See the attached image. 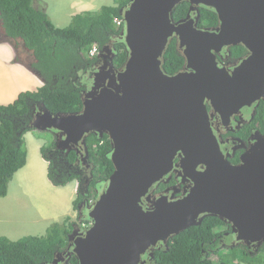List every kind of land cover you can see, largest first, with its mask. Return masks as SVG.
I'll return each instance as SVG.
<instances>
[{"label":"water","instance_id":"obj_1","mask_svg":"<svg viewBox=\"0 0 264 264\" xmlns=\"http://www.w3.org/2000/svg\"><path fill=\"white\" fill-rule=\"evenodd\" d=\"M182 1L214 8L219 25L212 30L177 25L172 14ZM120 15L128 54L123 67L106 72L99 92L95 73L94 86L85 94L79 113L52 115L40 104L30 125L37 131H55L63 143L83 146L85 154L88 135L109 138L114 171L105 181L107 195L89 215L93 226L73 245L78 263L145 264L142 257L157 241L197 225L201 213L226 220L238 243L261 246L264 153L258 149L248 152L240 166L222 162L231 170L221 173L220 180L214 179L213 172L204 173L192 199L171 204L159 200L152 211L144 209L142 199L149 201L146 194L151 186L173 170L176 153L182 156L175 166L191 173L212 158V148H207L211 135L207 102L215 110L220 104L217 111L232 115L263 95L264 0H131ZM174 35L180 48L185 46L182 56L195 73L164 74L162 58ZM236 46L250 56L231 76L216 65L214 56L222 48ZM223 78L230 83L221 82ZM193 80L200 87L189 92L185 87H193ZM199 152L207 157H198ZM217 158L221 160L219 154ZM232 174L240 175L241 181ZM226 175L224 183L221 179ZM106 220L111 222L110 233L105 232Z\"/></svg>","mask_w":264,"mask_h":264},{"label":"trees","instance_id":"obj_2","mask_svg":"<svg viewBox=\"0 0 264 264\" xmlns=\"http://www.w3.org/2000/svg\"><path fill=\"white\" fill-rule=\"evenodd\" d=\"M129 3L130 0H115L112 5H104L97 11H82L72 17L68 26L59 28L53 25L43 5L35 0H0V34L16 51L21 50L30 56L31 63L23 64L43 82V86L36 91L22 92L12 103L0 105V198L7 195L9 181L26 164L27 153L22 138L31 130L34 106L43 104L52 115L81 111L82 101L77 85L73 81L65 84L62 78H74L73 66L82 60V56L89 58V63H92L89 51L93 46L99 50L110 46L115 54V67L121 68L125 64L128 54L121 38L124 24L118 27L114 20L123 21L120 10ZM186 11L175 9L174 12L180 16ZM201 16L210 26L216 22L211 9L202 10ZM177 45L176 39L168 41L162 64V70L167 75L176 73L185 62ZM238 48L244 51L242 46ZM55 79L57 84L54 83ZM86 142L91 163L95 166V176L99 174L98 179L107 178L113 172L108 136L99 139L91 135ZM49 148H41L40 152L48 162L47 176L50 183L61 186L76 180L74 170L63 173L67 167L60 161L63 157L54 155ZM63 162L74 165L76 156L72 153ZM59 163L63 167L62 176H58L57 172ZM79 199L73 202L75 210ZM219 225L220 221L211 217L200 225L174 235L167 246L159 249L156 246L153 257L147 258L146 264H213L212 255H222L218 242H213L219 239L213 232ZM64 227L53 224L45 236H29L17 241L0 237V264H44L50 261L52 253L66 242L68 231ZM50 238L58 240L52 242ZM238 250L235 246L227 248L226 254L221 257V264H264V246L258 253Z\"/></svg>","mask_w":264,"mask_h":264},{"label":"flooded vegetation","instance_id":"obj_3","mask_svg":"<svg viewBox=\"0 0 264 264\" xmlns=\"http://www.w3.org/2000/svg\"><path fill=\"white\" fill-rule=\"evenodd\" d=\"M131 1V0H130ZM125 9V8H123ZM121 9V10H123ZM174 9H187L186 13L183 15L175 14V10L172 14V21L174 23H178L177 25L185 26L189 24L192 28L199 29V30H212L213 28L219 25V19L214 8H210L204 5H197L193 4L188 1H182ZM212 10V12L216 16V22L213 26L208 25L203 21L201 16L202 10ZM120 10V11H121ZM121 16V15H120ZM124 30V28H123ZM170 39H176L178 42L177 49L182 55L183 48H180V40L179 37L174 35ZM168 44V43H167ZM167 47V46H166ZM239 46L236 47H225L222 48L219 53H216L214 56V62L216 65L223 69L225 73L231 75L239 66L245 61L249 56V52L244 49V51L239 50ZM166 52V49H165ZM114 53L111 51L110 46H105L101 50L98 49L95 55H90L89 57L93 58L92 63H89V58H85L82 56V60L77 62L73 66V73L74 78L71 76H67L66 78H62V81L67 84L68 81H73L80 92V99L81 101H86L85 94L92 89L94 86L95 80V73H98L96 80H98V92L100 90L101 84L104 82L102 78L105 80L104 77H107L105 74L106 72L112 67L114 70H120L121 68L115 67L114 61ZM164 57V56H163ZM184 58V57H183ZM184 64L180 70H178L175 74H192L195 71L192 68H188L187 59L184 58ZM163 64V58H162ZM161 64V68H162ZM112 74V73H110ZM165 74V73H164ZM167 75V74H166ZM168 75V76H173ZM232 76V75H231ZM230 76V77H231ZM223 83H230L229 78L220 79ZM57 80H54L56 83ZM194 86L185 88L190 90L189 92H195L199 89V81L193 80ZM188 97V94H186ZM39 104V103H37ZM37 104L34 106L33 111V118L31 123L34 120L35 115L39 112ZM206 112H207V121L208 125L211 130V135L207 139L208 144L207 148H212L213 156L208 161L212 162L208 165L207 164H198L194 172L191 173L189 171H183L181 168H177L175 165L179 162L178 156H182L181 152L176 153L174 160H173V170L165 175L162 180L157 181L154 183L151 188L149 189L146 197H149V201L145 198L142 199V205L145 210L150 209L151 211L154 209L157 201L165 199L170 204L176 201H182L186 199H192L191 197L194 194V189L196 187V183L200 181V178L203 177V174L206 173L207 175L210 172L214 173V179L220 180L221 173L228 172L231 169L225 167L222 163L224 162L228 167H237L242 165V159L248 157V152L258 149L260 152L264 153V92L263 95L260 96L256 101H254L250 105H246L241 107L237 112L229 115L230 113H225L222 109L217 111L220 107H217L215 110L209 102L205 104ZM82 110V109H81ZM79 113V112H77ZM30 123V125H31ZM31 128V127H30ZM32 129V128H31ZM51 131V130H48ZM55 133V132H54ZM53 133L52 145H50V152H52L56 156L63 157L60 159L62 163H65L66 170L63 173H68L69 169L74 170L73 173L77 175L76 180H72L71 182H75L76 191L74 200L79 199L76 203L77 207V220L76 222L69 224L66 226V230L68 231L66 234V242L61 247H58V250L52 253V258L50 261H47L44 264H79L77 257L72 253L73 245L75 244L77 239H84L86 237V232L93 226V221L89 218V215L97 204V202L101 199V197L107 195L108 185L106 184V179L110 176L102 177L98 179V175L95 176V170L93 165L91 164V160L89 157V150L88 153H84V147L79 146L77 147L74 143H63L62 140L59 138V135ZM94 135V134H91ZM89 135V136H91ZM96 135V134H95ZM88 136V137H89ZM99 139L100 137L96 135ZM86 138V140L88 139ZM58 140V141H57ZM109 140V138H108ZM102 145V142H101ZM58 146V147H57ZM87 146V142H86ZM111 147V145H110ZM79 149V150H77ZM88 149V146H87ZM202 149H206L204 146ZM112 150V149H111ZM112 152V151H111ZM110 152V156H111ZM74 154L76 156V163L74 165H69L63 160L67 159L70 154ZM220 155L221 160L217 158V155ZM205 158L207 156L203 155L199 152L198 157ZM111 160V159H110ZM112 163V162H111ZM113 165V164H112ZM56 166V164H55ZM62 166L59 163V167H57L58 176H62ZM114 171V166H113ZM113 173V172H112ZM229 174V173H227ZM233 178L239 179L241 181L242 177L238 174H232ZM225 179V181H223ZM228 179V175L224 178L222 176V182H226ZM231 186L228 184V187ZM234 189H238L236 187H232ZM79 193L81 197L79 196ZM224 193L229 196L230 191L226 189ZM79 196V197H78ZM73 206V203H72ZM197 225L202 224L203 222L209 220L211 217L216 218L220 221V225L217 228L213 229V232L217 234L218 241L216 239L213 242H218V248L223 247L231 248L232 246H242L243 249L247 251H254L257 252L263 248L264 245L257 246L256 243L246 245L243 243H238L236 241L237 234L233 232L231 225L226 221L222 220L217 216H209L206 213H201L197 216ZM70 222V221H69ZM109 221L106 220V228L105 232L110 233L113 230L108 231L107 227L109 226ZM196 226V225H195ZM193 227V226H191ZM190 228V227H189ZM187 230V229H185ZM183 230V231H185ZM76 231L74 234L73 232ZM181 231V232H183ZM180 232V233H181ZM173 237L177 234H171ZM167 238L166 241L159 240L157 243L151 247L145 256L142 257V261L146 264L147 258L153 257V251L157 248L167 246L170 238Z\"/></svg>","mask_w":264,"mask_h":264},{"label":"rangeland","instance_id":"obj_4","mask_svg":"<svg viewBox=\"0 0 264 264\" xmlns=\"http://www.w3.org/2000/svg\"><path fill=\"white\" fill-rule=\"evenodd\" d=\"M62 1L35 0L36 3H41L43 7L45 6L44 2H46L49 5V9H46L47 14L52 10L55 12L53 23L58 27H66L70 24L72 17L81 11L80 9H52L54 4H59ZM114 1L103 0L102 2L105 5H112ZM21 62L29 65L31 63L30 56L21 50L16 51L7 40L0 36V105L12 103L20 93L36 91L43 85ZM53 133L54 131L32 130L22 138L23 147L27 153L26 164L9 181L7 195L4 197L6 200L0 201V237L2 238L17 241L29 236H45L53 224H59L66 228L67 225L77 220V210L73 206L72 210L70 209L74 202L71 200L73 199V189L76 186L75 182L61 186L51 184L47 176L48 166L45 167V160L40 152L41 148L50 147ZM34 160L36 163L33 164L32 161ZM46 164L48 165V162ZM93 168L95 170L94 165ZM52 208L55 209L53 217L57 220L60 219L62 211H69L71 214L68 213L69 218L64 217L60 223L49 222L48 216H40V213L43 214L45 210L51 211ZM14 211H29L41 221V224L32 226L28 223L22 228L15 218L4 216ZM52 240L55 241L58 238H50V241ZM219 249L222 255L213 254L211 257L213 264H221V257L226 254L227 248L221 247ZM237 249H239L238 252H249L242 246H237Z\"/></svg>","mask_w":264,"mask_h":264},{"label":"crops","instance_id":"obj_5","mask_svg":"<svg viewBox=\"0 0 264 264\" xmlns=\"http://www.w3.org/2000/svg\"><path fill=\"white\" fill-rule=\"evenodd\" d=\"M102 1L103 0H63L59 4H54L52 9H80L81 12L82 11H97L102 6L105 5ZM106 1H110V0H106ZM44 4H45L44 10L46 11V9H49V5L46 2H44ZM86 9H93V10H86ZM58 11H61V10H58ZM48 16H49L51 22L53 23V21H54L53 19H54V16H55L54 10H52L51 12H48ZM53 25L55 27H58L54 23H53ZM38 81L40 82V80H38ZM32 163L33 164L36 163V160L32 161ZM44 163H45V167H47L48 166L46 164L47 162L44 161ZM75 191H76V188L73 189V199L71 200V202H73V200H74ZM3 200H6V199L0 198V201H3ZM70 209L72 210V204L70 206ZM68 213H70V212L69 211L68 212L62 211L60 219L57 220V219H55L53 217V215L55 214V209L52 208L51 211H46L45 210L43 212V214L40 213V216L41 217L48 216L49 217V222H58V223H60L64 217L70 216V215H68ZM4 216L5 217H9V218H15L16 221H19V225L22 228H23V226L25 224H28V223L31 224L32 226H39L41 224V221L38 220L29 211H14V212L8 213V214H6Z\"/></svg>","mask_w":264,"mask_h":264},{"label":"built area","instance_id":"obj_6","mask_svg":"<svg viewBox=\"0 0 264 264\" xmlns=\"http://www.w3.org/2000/svg\"><path fill=\"white\" fill-rule=\"evenodd\" d=\"M114 23H115V25L116 26H118V27H122L123 26V21L122 20H120V19H115L114 20ZM97 51H98V49H97V47H93L92 49H91V51H90V55H95L96 53H97Z\"/></svg>","mask_w":264,"mask_h":264},{"label":"clouds","instance_id":"obj_7","mask_svg":"<svg viewBox=\"0 0 264 264\" xmlns=\"http://www.w3.org/2000/svg\"><path fill=\"white\" fill-rule=\"evenodd\" d=\"M123 23H124V21H123ZM124 25H125V24H124ZM0 36L3 37L5 40H7L3 35L0 34ZM7 41H8V40H7ZM8 42H9V41H8ZM9 43H10V42H9ZM10 45H11V44H10ZM11 46H12V45H11ZM93 47H97V46H93ZM93 47H92V48H93ZM92 48H91V49H92ZM97 49H98V47H97ZM90 51H91V50H90ZM90 51H89V53H90ZM21 63H22V62H21ZM22 65L25 66L23 63H22ZM25 67H26V66H25ZM26 68H27V67H26ZM27 69H28V68H27ZM28 70H29V69H28ZM29 71H30V70H29ZM30 72H31V71H30ZM32 74H33V73H32ZM33 75H34V74H33ZM34 76H35V75H34ZM35 77H36V76H35ZM36 78H38V77H36ZM38 80H40V79L38 78ZM40 81H41V80H40ZM41 82H42V81H41ZM42 84H43V82H42ZM42 86H43V85H42ZM37 89H38V88H37ZM9 104H10V103H9ZM7 105H8V104H7ZM32 130H34V129H31L30 131H32ZM30 131H29V132H30ZM34 131H37V130H34ZM47 131H48V130H47ZM40 132H43V131H40ZM54 132H55V131H54ZM27 133H28V132H27ZM25 134H26V133H25ZM25 134H24V135H25ZM90 135H91V134H90ZM94 135H95V134H94ZM88 136H89V135H88ZM88 136H87V137H88ZM51 145H52V144H51ZM90 229H91V228H90ZM90 229H89V230H90ZM89 230H88V231H89ZM262 245H264V244H262ZM235 247H237V246H235Z\"/></svg>","mask_w":264,"mask_h":264}]
</instances>
